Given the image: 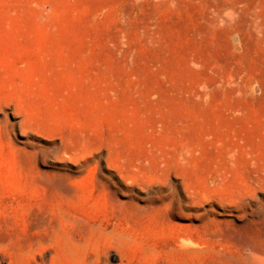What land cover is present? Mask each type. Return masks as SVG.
Wrapping results in <instances>:
<instances>
[{
  "label": "rangeland",
  "instance_id": "374dc122",
  "mask_svg": "<svg viewBox=\"0 0 264 264\" xmlns=\"http://www.w3.org/2000/svg\"><path fill=\"white\" fill-rule=\"evenodd\" d=\"M235 235L264 240V0H0V264H237Z\"/></svg>",
  "mask_w": 264,
  "mask_h": 264
},
{
  "label": "bare ground",
  "instance_id": "6f19581e",
  "mask_svg": "<svg viewBox=\"0 0 264 264\" xmlns=\"http://www.w3.org/2000/svg\"><path fill=\"white\" fill-rule=\"evenodd\" d=\"M236 243L242 249L243 259L237 264H264V240H255L250 237L234 236Z\"/></svg>",
  "mask_w": 264,
  "mask_h": 264
}]
</instances>
